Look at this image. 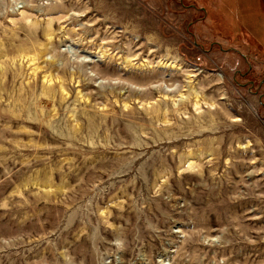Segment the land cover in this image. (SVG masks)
<instances>
[{"label":"rangeland","instance_id":"obj_1","mask_svg":"<svg viewBox=\"0 0 264 264\" xmlns=\"http://www.w3.org/2000/svg\"><path fill=\"white\" fill-rule=\"evenodd\" d=\"M0 264H264V0H0Z\"/></svg>","mask_w":264,"mask_h":264},{"label":"bare ground","instance_id":"obj_2","mask_svg":"<svg viewBox=\"0 0 264 264\" xmlns=\"http://www.w3.org/2000/svg\"><path fill=\"white\" fill-rule=\"evenodd\" d=\"M104 48H105V46H104ZM157 55V54H156ZM167 64V63H166ZM128 65V64H127ZM160 65V64H159ZM125 66V65H124ZM163 66V65H162ZM172 67V66H171ZM174 67V66H173ZM36 69V68H35ZM97 71V70H96ZM58 75V74H57ZM93 75V74H92ZM194 75L192 74H189V76H188V78L190 79H192V77H193ZM220 77H222V76H220ZM123 82V81H122ZM48 90V89H47ZM166 91V90H165ZM62 92V91H61ZM141 94V93H140ZM143 95V94H142ZM42 96V95H41ZM145 96V95H144ZM199 99V98H198ZM183 100V99H182ZM123 101V100H122ZM175 103V102H174ZM129 105V104H128ZM195 105H198V101H197V99H195ZM128 108V107H127ZM46 110V109H45ZM107 112V111H106ZM43 114V113H42ZM50 115V114H49ZM76 125V124H75ZM128 133V132H127Z\"/></svg>","mask_w":264,"mask_h":264}]
</instances>
